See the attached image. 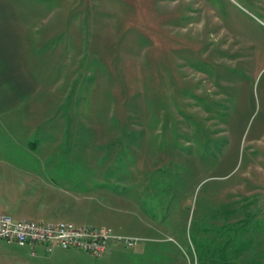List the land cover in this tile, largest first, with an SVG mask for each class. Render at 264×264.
Wrapping results in <instances>:
<instances>
[{
    "label": "rangeland",
    "instance_id": "rangeland-1",
    "mask_svg": "<svg viewBox=\"0 0 264 264\" xmlns=\"http://www.w3.org/2000/svg\"><path fill=\"white\" fill-rule=\"evenodd\" d=\"M12 1L20 29L63 30L35 65L59 94L0 126V211L133 241L99 256L1 243L0 264H264V0ZM97 177L95 194L49 185Z\"/></svg>",
    "mask_w": 264,
    "mask_h": 264
},
{
    "label": "crops",
    "instance_id": "crops-1",
    "mask_svg": "<svg viewBox=\"0 0 264 264\" xmlns=\"http://www.w3.org/2000/svg\"><path fill=\"white\" fill-rule=\"evenodd\" d=\"M62 30L20 29V23L16 16L13 1L0 0V126L16 128L21 119H28L33 108H42L44 102L38 101V98L42 100V97L46 98L47 96L50 97L51 94H56V96L59 94L57 93L59 85L54 86L52 84L53 81L47 84L42 79H37V75H39L37 72H40V75L43 72L37 69L39 66L35 65L43 57H46V59H56L61 55L58 47L61 42ZM258 31L264 33L262 30ZM36 33L39 35L38 38L35 36ZM56 34L61 35L58 42L46 47V42L51 41L52 36ZM37 40L40 41L37 42ZM263 40V38H259L258 49L263 47L261 43L264 42ZM252 78L253 82L256 81L253 84V92L257 98L259 107H261V113H264V60L258 66L255 76H252ZM42 123L45 124L46 121ZM22 172L26 176H31L33 167L23 166ZM67 182L70 183V187L73 185V187L76 186V189L72 188L69 190ZM49 183L50 186L59 187V189L71 194L83 193V190H81L83 187L92 188L90 193L95 194L101 185L99 177L96 180L87 181L82 184L73 181L70 182L69 179L64 182L51 179ZM18 184V187L22 188L23 191L26 188L24 186L28 183L20 180ZM94 187L96 188L95 190L93 189ZM102 187L105 188L107 186L103 185ZM6 208L5 203L0 202V210H6ZM110 228L112 227L110 226ZM1 243L13 244L0 240ZM27 250L29 255L36 256V251L30 253L28 247Z\"/></svg>",
    "mask_w": 264,
    "mask_h": 264
},
{
    "label": "built area",
    "instance_id": "built-area-1",
    "mask_svg": "<svg viewBox=\"0 0 264 264\" xmlns=\"http://www.w3.org/2000/svg\"><path fill=\"white\" fill-rule=\"evenodd\" d=\"M0 240L25 245L30 253H34L37 247L45 252L60 247L99 256L105 254L112 243L130 244L133 238L116 233L104 225L31 220L0 211Z\"/></svg>",
    "mask_w": 264,
    "mask_h": 264
}]
</instances>
